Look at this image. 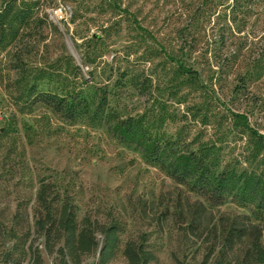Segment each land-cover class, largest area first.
Segmentation results:
<instances>
[{
	"label": "rangeland",
	"instance_id": "1",
	"mask_svg": "<svg viewBox=\"0 0 264 264\" xmlns=\"http://www.w3.org/2000/svg\"><path fill=\"white\" fill-rule=\"evenodd\" d=\"M231 1L0 0L28 17L0 48V264H33L32 232L26 240L12 234L35 209L36 178L69 196L78 222L117 227L119 248L107 264H128L124 244L141 239L155 256L148 264L211 263L212 237L184 229L196 197L119 141L108 118L145 115L158 120V135L179 136L190 148L213 144L222 165L253 168L245 161L252 145L232 116L264 136V0L247 3L249 16L235 23ZM178 66L195 70L199 85ZM42 68L57 70L60 88L78 92L89 114L70 124L41 104L24 112L25 84ZM51 87L38 82L41 91ZM250 208L228 197L202 217L211 226ZM95 237L100 245L102 234ZM35 247L40 264H56L40 239ZM97 254L82 264H97Z\"/></svg>",
	"mask_w": 264,
	"mask_h": 264
},
{
	"label": "trees",
	"instance_id": "2",
	"mask_svg": "<svg viewBox=\"0 0 264 264\" xmlns=\"http://www.w3.org/2000/svg\"><path fill=\"white\" fill-rule=\"evenodd\" d=\"M251 1H231L232 22L235 23L240 16H249V8L245 6ZM25 11L16 10L9 2L0 8L1 49L17 39L20 27L27 23ZM56 72L51 68H42L32 78L31 84H25L22 110L29 114L41 104L60 120L75 124L89 114L90 105L84 98H79L78 92L60 88L61 81ZM176 72L192 87L199 85L195 70L178 66ZM39 81L52 87L41 91L38 89ZM129 83L135 86L137 81L132 78ZM108 119L111 132L119 141L137 147L144 158L157 165L166 177L196 197L198 207L188 208L184 229L196 236L207 231V236L212 237L209 252L216 253L210 264H264V244L261 242L264 236V136L249 126L245 116L234 114L232 125L246 134L252 145L250 159L245 161L249 164L254 161L253 168L222 165L220 149L213 144L190 148V143H182L179 136L173 139L158 135L153 132L160 127L155 124L158 120L150 122L145 115L110 116ZM36 183L35 209L31 214L26 212L23 215L20 234L15 230L12 234L14 239L26 240L32 232L33 238L27 250L33 264L41 263L37 247L32 250L33 242L38 239L56 264H82L84 258L94 257L96 253L97 264L111 261L120 244L117 227H101L87 218L78 222L76 208L67 194H60L58 188L44 179L36 178ZM228 197L250 206V215L221 214L211 226L204 223L202 216L208 213L207 207L220 205ZM96 232L103 236L100 245L96 241ZM143 242L141 239L124 244L122 254L128 264H148L155 260L154 254L144 247ZM176 264L181 262L176 260ZM186 264L196 263L190 260Z\"/></svg>",
	"mask_w": 264,
	"mask_h": 264
}]
</instances>
